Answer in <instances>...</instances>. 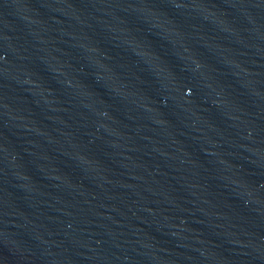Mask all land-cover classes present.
Returning <instances> with one entry per match:
<instances>
[{
    "label": "water",
    "instance_id": "obj_1",
    "mask_svg": "<svg viewBox=\"0 0 264 264\" xmlns=\"http://www.w3.org/2000/svg\"><path fill=\"white\" fill-rule=\"evenodd\" d=\"M0 264H264V0H0Z\"/></svg>",
    "mask_w": 264,
    "mask_h": 264
}]
</instances>
